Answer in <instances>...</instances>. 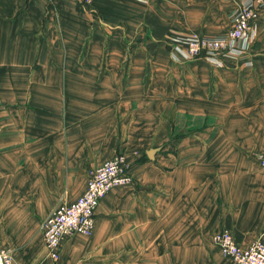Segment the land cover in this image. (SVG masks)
<instances>
[{"label": "crops", "instance_id": "crops-1", "mask_svg": "<svg viewBox=\"0 0 264 264\" xmlns=\"http://www.w3.org/2000/svg\"><path fill=\"white\" fill-rule=\"evenodd\" d=\"M241 1L0 0V75L9 58L37 75L23 135L0 114V247L17 264H53L42 222L119 152L133 184L101 199L90 235L62 241V264H217L215 233L264 239V16L224 68L169 58L185 10L221 20L214 35ZM20 137L32 143L9 145ZM88 250L98 259L80 261Z\"/></svg>", "mask_w": 264, "mask_h": 264}, {"label": "built area", "instance_id": "built-area-1", "mask_svg": "<svg viewBox=\"0 0 264 264\" xmlns=\"http://www.w3.org/2000/svg\"><path fill=\"white\" fill-rule=\"evenodd\" d=\"M89 3L93 0H78ZM264 0H242L231 14V26L220 34L173 31L171 54L176 60L204 58L213 65L224 66L230 60L243 58L252 44ZM264 166V154L259 157ZM126 156L117 153L111 159L89 170L84 191L75 199L60 201L41 224L48 257L56 262L61 242L76 233L91 234L95 211L101 199L114 187L131 183ZM213 242L222 254L235 264H264V239L240 245L232 232L223 229L213 235ZM0 264H16L11 251L0 247Z\"/></svg>", "mask_w": 264, "mask_h": 264}, {"label": "rangeland", "instance_id": "rangeland-1", "mask_svg": "<svg viewBox=\"0 0 264 264\" xmlns=\"http://www.w3.org/2000/svg\"><path fill=\"white\" fill-rule=\"evenodd\" d=\"M91 2H89V3H91ZM84 4H88V3H84ZM187 5H191V4L189 3ZM198 14H200V15L206 14V11H203V10H198V11L185 10L184 16H183L184 25L183 26H177V27H181V30H186V31H181V30L180 31L181 32H199L201 34H208L207 31H205V30L210 29V27H213V26L221 27V25H222V24H220L222 22L221 20L219 21L217 19L216 22H212L211 24L207 25V21L204 20V18L199 17ZM262 14H261V17L258 21H260L261 18L264 16V10L262 11ZM227 19H228V17H227ZM227 19L225 20L224 29L225 28L227 29L228 27L230 28V26H231V21H230L231 17H229V22H227ZM227 24H230V26H227ZM258 30H259V27L257 25L252 43L254 41H256L260 35L258 33ZM173 31H179V30H170L169 31L170 35ZM170 47L171 48L169 51V58H170L171 67H174V68L180 67V68L186 69V68H189L193 64H201V65H204L206 67H209L211 69H216V70H218L220 68H224L221 66L213 65L212 63H210L209 61H207L204 58H194V59H190V60L189 59L176 60L173 58V56L171 54L172 43H171ZM250 49H251V46H250ZM40 61L42 62V60H40ZM8 62H9V69L10 70L8 71V73L6 75H0V85H1V82L3 83V80L5 77H6V80L8 82L6 86H4L2 84V87L0 88V114L7 113L8 115L12 114L14 116H17L16 120L11 118L13 121H9L8 123L13 124L14 127L18 129V132H16V133H21L22 129L26 128L28 125L31 124V114H32V111L34 110V108H36L35 106L32 105L33 95L35 93V91L32 89V82L37 81L36 79H34V77L37 75H36V73H29V74L23 75L19 72L17 74L16 67H15V62H16L15 59L9 58ZM227 63L228 62H226V64ZM22 111H23V113H22ZM21 135H23V133H21ZM31 140L32 139L30 137H25V138L20 137V139L17 141V144H9V145H29L32 143ZM125 156H126V163H127V168H128V158H127L128 156L126 154H125ZM128 171H129V169H128ZM88 173H89V171H88ZM133 182H134V179L132 180L131 183L119 185L116 187L131 185V184H133ZM76 234L83 235V236L90 235V234L85 235L82 233H76ZM65 238H67V237H65ZM211 243L215 247V249L219 252L220 257L222 258L221 263H217V264H235L231 258L226 257L222 254L219 247L213 242V235L211 238ZM44 244H45V241H44ZM61 244H62V242H61ZM45 248H46V246H45ZM88 251L90 254L87 255L84 253V255L82 256V259L80 261L87 262L91 259H93L94 261L96 259H98L97 258L98 257V255H97L98 251H94V250H88ZM46 254H47V249H46ZM47 258L53 264H62L61 246H60V256L56 262H53L49 257H47ZM111 261H112V259L110 260V262Z\"/></svg>", "mask_w": 264, "mask_h": 264}]
</instances>
